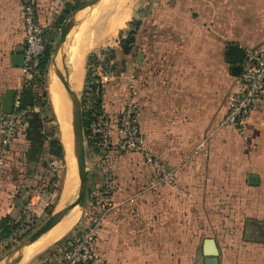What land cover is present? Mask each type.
<instances>
[{
    "label": "crops",
    "instance_id": "obj_1",
    "mask_svg": "<svg viewBox=\"0 0 264 264\" xmlns=\"http://www.w3.org/2000/svg\"><path fill=\"white\" fill-rule=\"evenodd\" d=\"M72 2L36 0V16L47 42L60 35L59 25L71 14L67 6ZM194 4L201 7L202 3L195 0ZM203 4L205 8L191 22L156 24L168 30L151 33L144 40L149 47L143 59L144 78L135 73L141 131L151 151L173 170V180L158 183L140 151L112 147L101 157L94 154L93 170L88 173L94 194L90 207L101 215V225L95 240L97 258L88 264H221L215 237L219 253L209 256L215 258L214 263L207 262L202 253L203 239L213 237L202 232L223 216L216 212L220 192L234 208L239 205L240 212L247 207V214L241 213L243 238L261 243L264 253V241L254 237L260 227L249 221H264V95L253 105L244 134L221 123L239 75L225 57L226 47L230 43L244 47L243 59L264 48V0H206ZM85 9L73 14L75 23ZM115 11L107 21L113 40L116 27L130 14ZM94 26L91 48H79L77 54L71 50V77L81 78L78 90L85 83L89 52L108 45L119 56L116 40L103 42L105 23ZM23 48L20 0H0V105L6 91L24 81L22 66L12 59ZM134 63H142L138 54ZM51 72L55 73L54 68ZM122 78L106 83L101 97L113 143L117 140L116 114L127 95ZM71 85L77 91L73 80ZM27 144L25 136L18 137L2 158L0 220L4 216L18 220L34 211V196L27 203L23 200L36 189L41 162L26 161ZM251 173L258 176L257 183H249ZM64 250V243L57 244L39 264H63ZM28 252L19 257V264L30 257ZM257 264H264V256L258 257Z\"/></svg>",
    "mask_w": 264,
    "mask_h": 264
},
{
    "label": "rangeland",
    "instance_id": "obj_2",
    "mask_svg": "<svg viewBox=\"0 0 264 264\" xmlns=\"http://www.w3.org/2000/svg\"><path fill=\"white\" fill-rule=\"evenodd\" d=\"M79 1L80 0H73L72 4L76 7ZM194 1L195 0H97L92 4L84 6L86 7V13L80 14L81 16L79 15L76 23L73 21V18L71 19L68 27L69 34L67 37L65 36L60 45L57 44L59 34L56 36V40L51 43L49 58L43 74L39 79L34 77L38 82L37 88L42 94L41 103L36 105L35 111L40 112L43 124L38 134L40 136L34 139V142H31V140L28 141L27 151L24 156L28 163L38 160L41 162V176L38 178L36 186H34L36 189L31 196L29 195L23 200V202L27 203L31 200L32 196H34L32 203L33 206L35 205L33 207L34 211L30 210L29 212H25V215L20 217L17 222L14 220L8 221L7 223L9 227H11L10 233H8V231H0V264H17L19 262V254L22 252L24 246L29 244H22L26 237L37 229L51 213L66 208L78 193V176L80 174V168L78 162H76L72 145V187L70 194L65 195L64 191L68 183L65 149L63 156L60 157L55 153V148L50 144V140L53 139H59L62 143L60 120L57 118L56 108L53 105V100L50 94V82L48 81L51 68H54L57 75L59 71V73L68 80L72 88L71 68L69 63L70 54H72L71 50H75L73 54L79 53V48H83L84 51L89 50L94 43L93 37L96 33L94 25L96 23L104 22V31H106V34L103 42H113L116 40L117 46L119 45V39L121 36H126L129 29H135L133 50L130 51L129 56L122 57V55L119 54V56L116 57L117 60L115 58L114 60H109L107 62L104 61L103 63L102 59L106 57L107 54H100L101 61L99 64H91L90 75L98 74L102 83L106 84L114 83L115 81L120 82L121 77L124 79L127 72L131 70L142 79L144 78L145 72L143 59L145 51L149 48L146 47L144 40L147 39L148 35L151 33L158 34L161 30L166 33V30H168L166 29V26H158L156 25L157 23L173 22L176 24L178 21L191 22L194 17L199 15V10L205 8V3L203 4V2L206 0H200L202 3L201 7L194 4ZM75 7L68 8L67 12L71 13ZM93 8L95 9L93 10ZM113 10H116V14H119L121 11L123 12V10L130 13L127 19L121 25L116 27V37L114 40L113 37L110 36V31L107 30V21L110 18V12ZM91 13L93 15H90ZM201 13L205 15L204 17H207L206 13L202 11ZM69 15L61 21V24L59 25L60 28L70 19ZM130 17H132L131 23L127 21ZM111 19H113V17ZM137 21H141V23L136 25ZM111 25H113V20L111 21ZM170 33L171 32L169 31L168 34ZM106 47H108V45L103 48ZM137 54L141 56L142 60V63L139 65L134 63ZM87 67L88 66L86 65V69ZM59 82L62 83L61 79ZM88 82L89 81L85 78L84 86H80V89L76 91L75 95L76 101L82 105V109L90 108L93 105L94 100H96L95 94L89 92L90 90H88L89 93L85 90L87 89L85 87ZM52 85L58 86V80L52 81ZM67 96L68 95H66L67 118L62 129L68 130L71 134V99ZM84 144L86 148V169L89 173L93 170L94 152L92 144L90 143L88 135L85 134V131ZM89 178V174H87L88 181L84 202L76 204L77 206L73 208L71 207L68 209L69 211H66V213L68 212L67 214H69L74 210L77 213V220L63 233V235L61 234L56 239L52 240V243L49 242L50 244L43 246L20 264H39L40 259H44L48 254L53 253L54 247L57 244L65 243L67 238L71 237V235L73 236L76 233H79V231H81L87 224V219L91 212L94 214L98 213L95 210L92 211L90 207V201L94 199V194L91 189L92 180L90 178L89 181ZM218 194L222 198L216 200V212L217 214H223V216H220L216 222H211L209 227L202 232V235L209 233L218 241L220 246L221 264H257L258 257L264 256L263 249L261 248L263 245L261 243L245 240L242 234V221L244 219L242 214H247V207H244L240 212L239 205L234 208L232 201L228 200L222 192ZM66 213H64L61 218L66 216ZM228 214H231V216L226 220L225 216L227 215L228 217ZM62 263H64L63 258Z\"/></svg>",
    "mask_w": 264,
    "mask_h": 264
},
{
    "label": "built area",
    "instance_id": "obj_3",
    "mask_svg": "<svg viewBox=\"0 0 264 264\" xmlns=\"http://www.w3.org/2000/svg\"><path fill=\"white\" fill-rule=\"evenodd\" d=\"M24 32V71L23 83L15 89L13 107L10 112L0 110V161L9 153L18 139L26 133L28 116L36 110V104L18 107L22 89L32 87L35 91L38 73L37 63L46 48V37L43 24L36 16V0H20ZM124 86L127 95L116 116L117 140L112 142L109 125L105 118L91 119L88 130L93 139V154L101 157L112 147L121 151H140L143 159L154 169L156 181L164 183L173 180V170L168 169L162 159L147 146L138 121V86L134 71L126 74ZM264 95V48L242 60L235 89L228 101L227 109L221 123L233 127L239 134H244L248 117L256 101ZM101 225V215L90 213L87 224L73 237L63 253V264L88 263L96 258L94 241Z\"/></svg>",
    "mask_w": 264,
    "mask_h": 264
},
{
    "label": "water",
    "instance_id": "obj_4",
    "mask_svg": "<svg viewBox=\"0 0 264 264\" xmlns=\"http://www.w3.org/2000/svg\"><path fill=\"white\" fill-rule=\"evenodd\" d=\"M97 0H80L76 7L72 10L69 15L70 19L62 25L59 35V40L57 44H61L64 40L66 33L68 31L69 24L73 17V14L83 8L88 4H92ZM245 48L237 44L230 43L226 47L225 57L227 60L233 62L234 72L240 73L241 63L245 55ZM14 64L22 66L24 64V54L22 51L15 53L12 56ZM138 60L141 62V56L138 54ZM58 75L63 83V87L72 101L71 105V131H72V146L75 153L76 162L79 164L80 174L78 176L79 189L77 196L66 206V208L59 209L51 213L47 219L33 232H31L22 244L33 242L40 235L52 228L57 221L63 216L66 211L73 207L76 204L83 203L86 195V186H87V174L86 169V148L84 144V127H83V116H82V105L76 101V91L72 90L68 80L58 71ZM15 89H8L6 93L2 96V101L0 105V110L2 112H10L13 107V98H14ZM76 101V102H75ZM36 102V93L32 87H24L22 89L21 101L18 107H25L27 105H34ZM249 183H257L258 176L256 174L248 175ZM253 225L260 227V231L254 237L256 239H261L264 241V221L258 220H249ZM21 244V245H22ZM202 253L206 256L207 262L215 261V258L209 256H216L219 253V249L214 237H205L202 242Z\"/></svg>",
    "mask_w": 264,
    "mask_h": 264
},
{
    "label": "trees",
    "instance_id": "obj_5",
    "mask_svg": "<svg viewBox=\"0 0 264 264\" xmlns=\"http://www.w3.org/2000/svg\"><path fill=\"white\" fill-rule=\"evenodd\" d=\"M67 7H75V5H73L71 3ZM131 22H132V20L129 21V23H131ZM140 23H141V21H137L136 25H139ZM134 30L135 29H129L127 31V35L126 36H124V37L121 36L120 37V39H119V48H118L119 54H121V55L129 54L130 51L133 49V46H134L133 44H134V40H135ZM50 47H51V42H46V48L44 50V53H43V55L41 57H39V60H38V63H37V67H38V73L36 74V78L37 79H39L41 77V75L43 74V72L45 70V66H46V63H47V60H48L49 54H50ZM100 54H103V55L107 54L106 57H104L102 59V63L104 61L107 62L109 60H114L117 57L115 48H113L111 46H108L106 48H101L98 52L92 51V52H90L88 54V57H87L86 65L89 68L87 67V69H86L85 78L89 82L86 85L85 88H87V89H85V90L87 92H88V90H90L89 92H91L92 94H95L96 95V100H94V103H93V105L90 108H83L82 109V116H83L84 131H85V134L88 135V138H89L91 144H92L93 139H92V137L90 135V132L88 130L89 121L91 119H100V118H105L106 119L107 118L105 116L104 112L102 111V108H101V97H102V94H103V89H104V85L105 84L102 83V81L100 79V76L98 74L97 75H90L91 64H93V63L94 64L95 63L99 64L100 61H101ZM122 57H125V56H122ZM116 60H117V58H116ZM102 63H101V65H102ZM37 85H38V82H37ZM35 93H36V102H35V104L37 105V104L41 103L42 94L40 93L38 88H36ZM117 114H116V116H117ZM42 124H43V119H42V117L40 115V112L39 111L31 112L29 114V116H28V126L26 128V133L23 136H25L28 141L31 140V142H34V139H36L37 137L40 136L38 134H39V131L41 129ZM50 144L55 148V153L58 156L62 157L63 153H64V147H63L62 143L60 142V140L59 139L50 140ZM104 157H102V158H104ZM92 211H94V210H92ZM13 220L15 222H17V220L11 218L10 216H4L0 220V231L1 232L2 231H8V233H10L11 227H9L7 222L8 221H13ZM15 224H17V223H15ZM77 235H78V233H76L73 236L71 235V237L67 238L66 242L64 243L65 244V248L67 247L69 241L73 237H76ZM94 252H95V241H94ZM93 260H95V259H92L91 261H93ZM78 264H86V263H78Z\"/></svg>",
    "mask_w": 264,
    "mask_h": 264
},
{
    "label": "bare ground",
    "instance_id": "obj_6",
    "mask_svg": "<svg viewBox=\"0 0 264 264\" xmlns=\"http://www.w3.org/2000/svg\"><path fill=\"white\" fill-rule=\"evenodd\" d=\"M75 73L76 72H74L73 74H75ZM72 77H73V75H72ZM54 80H58V86H53L52 85V81H54ZM72 80L74 82V89L78 90L79 84H80V81H81L80 76L75 75ZM59 81H60V79L58 78V75L56 73L51 72L49 74V82H50L49 86L51 87L50 94H51V98L53 100V105L56 108L57 118L60 120L61 141H62L64 149H65V159H66L67 170H68V176H67L68 183H67V186L65 188L64 193H65V195H68V194H70L71 187H72V170H73V156H72L73 152H72V147L73 146L71 147V145H72L73 142H72V139H71L72 131H71V134H70L68 130H66V129L63 130L62 129L64 124H65L66 118H67V116H66V109H67L66 95L67 94L65 95V91H64L63 85ZM71 105H72V101H71ZM70 120H71V117H70ZM75 206H77V205H74L73 207H75ZM76 220H77V213L73 210L68 215L64 216L63 218H60L57 221V223L52 228H50L48 231H46L45 233L40 235L33 242L25 245L24 248L22 249V252L20 251L21 253L19 254L20 255L19 257L25 255L29 250L30 251L28 253L30 254V256H32L35 251L39 250L40 248H42L43 246H45L47 244L52 243V240L56 239L61 234L63 235V233L66 230H68L71 227V225Z\"/></svg>",
    "mask_w": 264,
    "mask_h": 264
}]
</instances>
